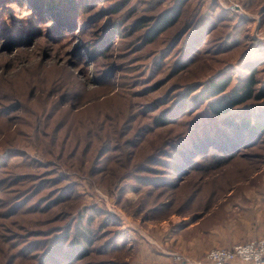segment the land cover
<instances>
[{
    "label": "rangeland",
    "instance_id": "obj_1",
    "mask_svg": "<svg viewBox=\"0 0 264 264\" xmlns=\"http://www.w3.org/2000/svg\"><path fill=\"white\" fill-rule=\"evenodd\" d=\"M180 1L78 0L55 14L0 0V264H41V241L81 221L91 254L68 264H198L264 237V136L208 151L233 132L192 99L250 72L264 90V0H184L146 44L141 22ZM228 116L264 119V98ZM194 140L204 156L187 162L177 149Z\"/></svg>",
    "mask_w": 264,
    "mask_h": 264
},
{
    "label": "trees",
    "instance_id": "obj_2",
    "mask_svg": "<svg viewBox=\"0 0 264 264\" xmlns=\"http://www.w3.org/2000/svg\"><path fill=\"white\" fill-rule=\"evenodd\" d=\"M45 6L49 11L58 13L59 5L64 4L66 8H68L71 12H75L78 0H44ZM184 0H181L178 4L168 8V10L163 11L157 16L153 17L150 20H143L141 22L142 28H145V32L143 33V39L146 44H153L156 39L161 36L164 32L168 31L169 28H172L176 25L178 20L181 17L182 4ZM62 15L63 13L60 12ZM60 15V16H61ZM68 20L67 18H63ZM114 44V36L112 33H108L106 38L101 43V49L106 52L107 46H113ZM256 79L254 78V73L250 72L248 76V80L244 81L239 87H234V89H229L230 78L228 77H220L218 80L211 81L209 84L204 85L205 87L196 94L192 99L196 105V102H200L203 104L207 102V107L209 113L212 117L217 120L220 119L222 125L224 127H228L233 132L232 136L223 135L225 138V143L223 144L221 141L220 145L216 144L213 141H207L209 144L206 149L208 151L212 148H215L217 145L218 148L223 147V153L228 154L226 152V148H231L238 143H242L246 138H260L264 136V122H262L263 117L252 118L249 116L241 117L239 120L230 119L228 114L234 110L235 107L241 106L251 99L261 100L264 98V90L255 94L256 87ZM194 92V90L189 89L186 94L180 95V97L175 102L174 109L168 110L161 114V116L157 117L160 123H166L167 114L172 110H179L185 106L188 102V97ZM193 102V101H192ZM237 121V122H236ZM219 139V137L217 136ZM215 138V141L217 140ZM222 139V138H220ZM218 142V141H217ZM189 143V142H188ZM180 142L177 150L183 152L180 155V158L187 160L192 157H203L204 152L202 147L204 143L200 144V141L195 142L192 141L190 144ZM188 145V146H187ZM203 145V146H202ZM183 162V161H182ZM178 170L182 168V165H177ZM31 209V208H30ZM29 209V210H30ZM74 227L72 233L70 232L72 229H66L59 232V234H52L48 239L41 241L42 244H45L43 247V252L39 255V260L41 264H68L69 262H77L81 261L83 258L89 256L91 254L90 249L92 246V233L85 229V225L81 222ZM37 241H33L31 244L36 245ZM34 245V246H35ZM101 250V249H98ZM90 252V253H89ZM41 258V259H40Z\"/></svg>",
    "mask_w": 264,
    "mask_h": 264
},
{
    "label": "built area",
    "instance_id": "obj_3",
    "mask_svg": "<svg viewBox=\"0 0 264 264\" xmlns=\"http://www.w3.org/2000/svg\"><path fill=\"white\" fill-rule=\"evenodd\" d=\"M198 264H264V237L230 248L213 249Z\"/></svg>",
    "mask_w": 264,
    "mask_h": 264
}]
</instances>
